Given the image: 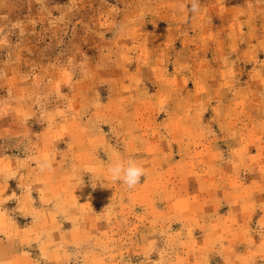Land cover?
I'll list each match as a JSON object with an SVG mask.
<instances>
[{"label": "rangeland", "instance_id": "obj_1", "mask_svg": "<svg viewBox=\"0 0 264 264\" xmlns=\"http://www.w3.org/2000/svg\"><path fill=\"white\" fill-rule=\"evenodd\" d=\"M191 3L0 0V264H264V0Z\"/></svg>", "mask_w": 264, "mask_h": 264}, {"label": "clouds", "instance_id": "obj_2", "mask_svg": "<svg viewBox=\"0 0 264 264\" xmlns=\"http://www.w3.org/2000/svg\"><path fill=\"white\" fill-rule=\"evenodd\" d=\"M184 7V5H181ZM191 11L196 13L199 11V0H192ZM38 167L41 172L51 168V163L48 160L38 161ZM113 182L120 181L129 189L134 188L141 181V178L146 174L145 169L135 160L129 159L126 162L123 160L114 161L107 169Z\"/></svg>", "mask_w": 264, "mask_h": 264}]
</instances>
